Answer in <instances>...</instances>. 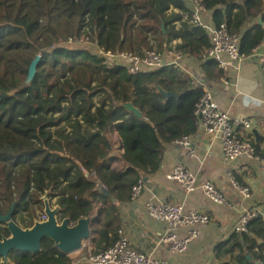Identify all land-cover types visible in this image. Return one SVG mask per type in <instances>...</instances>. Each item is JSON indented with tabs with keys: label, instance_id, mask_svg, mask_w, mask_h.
<instances>
[{
	"label": "trees",
	"instance_id": "16d2710c",
	"mask_svg": "<svg viewBox=\"0 0 264 264\" xmlns=\"http://www.w3.org/2000/svg\"><path fill=\"white\" fill-rule=\"evenodd\" d=\"M202 1L214 25L225 23L231 33L242 35L243 55L251 56L264 43L259 21L261 17L264 22V0ZM186 4V0H0L1 216L13 208L12 220L23 229L32 228L45 215L47 196L61 207L60 221L69 219L75 225L91 219L94 252L119 240L124 223L120 204L133 199L141 172L159 168L165 144L198 132L194 113L204 91L174 65L138 74L124 66L109 69L95 46L144 56L154 42H164L170 51V44L180 40L177 50L200 59L212 38L191 22L193 10ZM37 55L41 59L36 74L27 83ZM201 68L211 77H222L215 61L208 60ZM128 104L142 116L130 111ZM116 133L124 151L110 156V135ZM118 160L121 165L115 168ZM96 205L102 206L97 216ZM10 236L7 224L0 222V242ZM235 239L238 244L230 251L245 248L243 263L254 264L248 254L263 259L261 219ZM72 263L71 255L46 237L40 252L15 250L0 264Z\"/></svg>",
	"mask_w": 264,
	"mask_h": 264
},
{
	"label": "crops",
	"instance_id": "0c3cea01",
	"mask_svg": "<svg viewBox=\"0 0 264 264\" xmlns=\"http://www.w3.org/2000/svg\"><path fill=\"white\" fill-rule=\"evenodd\" d=\"M186 1L189 4H186L187 7L192 12L191 0ZM184 18H188V15H184ZM202 19L204 24H213L212 13L207 10L202 14ZM260 19L262 20L261 17L259 21ZM261 24L264 25V22ZM159 42L164 44L162 41ZM179 43L180 40H175L170 46L175 48ZM164 51L169 52L166 49ZM258 51H264V43L258 47ZM168 56L165 59L167 62L171 60ZM205 62L202 58L196 59L184 54L178 68L203 90H209L214 101L233 119H249L252 127L237 128V134L242 139L251 140L264 153V66H261L256 57L251 55L244 60L241 71L222 72L221 78H214L202 70L201 65ZM256 97L262 102L255 101L253 98ZM255 131L259 134L258 138ZM190 137L198 158L189 157L186 149L173 141L164 145L162 162L155 172H141L145 184L141 195L119 206L124 221L119 234L121 236L123 233L128 238L133 249L168 260L172 264H222L223 262L245 264L240 259L245 248L236 246L238 244L235 239V235L238 234L236 228L243 210L257 209L264 217V165L259 161H247L244 158L236 163H225L223 147L219 139L207 136L200 126L198 132ZM110 141L112 143L110 156L123 153L121 138L117 133L110 135ZM177 164L197 172L201 178L214 183L224 192L233 207L211 201L200 189L190 194L186 193L176 182L168 179L169 173ZM120 165L119 160L113 163L115 168ZM233 178L238 182L241 180L242 185L250 186V198L244 199L234 189ZM43 200L45 208L48 202L50 207L60 212L61 207L55 204L56 200L50 203L47 196H44ZM149 202L181 205L186 210L199 209L209 215L210 222L201 227L202 237L190 243L186 251L173 252L169 245L163 243L167 225L150 216L147 209ZM95 209L97 216L102 206L96 205ZM186 233L187 229L180 231L181 236ZM91 238L92 235L84 241L79 250L67 253L73 258L72 264H76L88 249L96 251L95 243ZM234 244L236 247L230 251ZM254 252L257 253V248ZM248 259L254 264H264V256L260 259L248 254Z\"/></svg>",
	"mask_w": 264,
	"mask_h": 264
},
{
	"label": "built area",
	"instance_id": "2783aa9c",
	"mask_svg": "<svg viewBox=\"0 0 264 264\" xmlns=\"http://www.w3.org/2000/svg\"><path fill=\"white\" fill-rule=\"evenodd\" d=\"M191 2L193 4L191 22L202 26L212 38V45L201 57L203 61H215L223 73L232 70L241 71L243 62L247 58V56L241 53L242 35L240 33H231L225 23L220 26L204 24L202 14L206 11V8L203 1L191 0ZM95 49L97 53L106 58V64L109 69H114L116 66H124L131 74H138L142 71H156L167 65L178 67L184 56L176 48L166 53L163 43L159 41L154 42L153 48L146 52L144 56L130 52H106L98 45L95 46ZM252 55L256 57L261 66H264V51H258L257 48ZM166 56L171 58L169 62L165 60ZM203 91L204 94L197 104L194 114L203 133L209 137L219 139L221 142L224 162L227 164L236 163L239 159L244 158L247 161H259L264 165V157L258 152L256 145L251 140L242 139L237 134V128L252 127L251 121L245 118L233 119L214 101L209 90ZM253 99L259 103L262 102L259 97ZM175 143L184 147L189 157L198 158L190 136L185 135L177 139ZM168 179L176 182L188 194L200 189L211 201L233 207V204L228 200L224 192L218 189L214 183L201 178L197 172L181 164L173 167L168 175ZM232 184L234 189L244 199L250 198V186L240 184L235 178L232 179ZM144 186L143 179H140L133 188V199L141 195ZM147 209L151 217L166 223L167 229L163 243L169 245L172 251L177 253H183L187 250L190 243L201 238V227L210 222V217L206 212L199 209L186 210L181 205L149 202ZM258 219H261L264 223V217L257 209L243 210L236 232H248L250 225ZM182 229H187V233L184 236L180 235ZM76 264L172 263L168 260L159 259L152 254L133 249L128 238L121 233L119 240L114 245L100 253L88 249L76 261Z\"/></svg>",
	"mask_w": 264,
	"mask_h": 264
},
{
	"label": "water",
	"instance_id": "95a60500",
	"mask_svg": "<svg viewBox=\"0 0 264 264\" xmlns=\"http://www.w3.org/2000/svg\"><path fill=\"white\" fill-rule=\"evenodd\" d=\"M261 22L262 20L260 19V23ZM40 59L41 55H37L31 63L28 73V83H30L35 76L36 67ZM164 94L167 97L174 95L172 93ZM126 107L139 117L142 116L141 112L132 104H128ZM254 133L258 138L259 134L256 131ZM123 149L124 144L121 140V150ZM13 211L14 209L12 208L7 215H0V222L7 224L11 233L9 238H4L0 242V263L4 259H8L9 254L15 250L31 253L40 252L41 243L46 237L55 241L57 247L63 252L72 253L82 248L84 241L88 240L91 235L90 218L81 219L75 225H72L69 219L60 221V212L56 209H52L48 202H46V214L48 216V220L44 222H37L29 229H23L12 220Z\"/></svg>",
	"mask_w": 264,
	"mask_h": 264
},
{
	"label": "rangeland",
	"instance_id": "374dc122",
	"mask_svg": "<svg viewBox=\"0 0 264 264\" xmlns=\"http://www.w3.org/2000/svg\"><path fill=\"white\" fill-rule=\"evenodd\" d=\"M164 37H166V36H164ZM81 45H87V43H85V42H81ZM164 45V44H163ZM164 49H165V46H164ZM96 50V49H95ZM28 81V80H27ZM26 81V82H27ZM28 83V82H27ZM52 209H53V207H51ZM48 220V216H47V214H46V208H45V215H44V217H42L41 218V220H36L35 221V223H37V222H44V221H47ZM35 225V224H34Z\"/></svg>",
	"mask_w": 264,
	"mask_h": 264
}]
</instances>
